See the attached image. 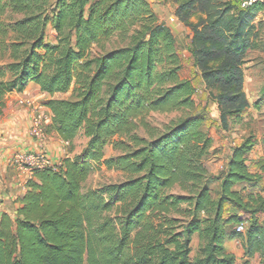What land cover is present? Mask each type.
Here are the masks:
<instances>
[{"label": "trees", "instance_id": "16d2710c", "mask_svg": "<svg viewBox=\"0 0 264 264\" xmlns=\"http://www.w3.org/2000/svg\"><path fill=\"white\" fill-rule=\"evenodd\" d=\"M165 1L188 30L195 77L228 131L249 107L243 84L259 38L255 6ZM6 10L20 17L6 25ZM175 44L147 0H0V61L7 58L0 64V119L6 94L33 82L49 96L45 132L71 142L83 130L87 139L57 168L34 170L15 213H1L0 264H235L225 242L239 223L249 253L264 255V161L257 169L247 164L256 139L233 145L225 166L209 173L206 114L197 108L194 80L179 75ZM72 85L69 98L52 97ZM149 112L180 114L154 132L144 119ZM140 124L145 135L136 131ZM114 137L120 154L103 159ZM93 163L125 179L84 190Z\"/></svg>", "mask_w": 264, "mask_h": 264}, {"label": "rangeland", "instance_id": "374dc122", "mask_svg": "<svg viewBox=\"0 0 264 264\" xmlns=\"http://www.w3.org/2000/svg\"><path fill=\"white\" fill-rule=\"evenodd\" d=\"M1 1L2 3H4L7 0ZM147 1L152 5V9L156 13L159 22L167 25L171 29L176 39L175 45L182 64L181 70L179 71L180 77L182 79H184V77L193 79L195 85L197 86V91L195 93L194 99L196 105L198 106V110H204V113L206 114L207 120L204 125V129H208V132L213 137L212 149H210L209 153L205 157V166L210 171L209 173H218L221 170L220 165L223 164V161L225 162L230 153L229 148H231L234 144H238L242 141V139L246 138L249 135H253L257 142L255 147L251 151V158L257 161H264V85H257L253 82L248 84L247 95L249 100V107L247 113L243 116L242 120L232 123L230 125L231 128L228 131L222 130L219 126V123L216 121V112L213 106L209 105L208 101L201 93V89L199 86L200 82L197 81L195 77V69L186 49V30L181 24H179L180 22H178V20L175 18L173 4L165 0ZM18 17L20 16L14 15L9 10H6L4 15L1 16V19L7 25L11 22V19L16 20L18 19ZM48 37L46 41L49 40ZM6 41L8 42V39ZM111 47H114L113 43L106 44L107 49ZM97 51L98 48L96 47L92 49L93 54H95ZM5 61H7L6 57L0 61V64H4ZM73 89L74 85H72L67 92L60 93L61 97L55 98H69L73 92ZM260 89L261 91H259ZM23 96H26L36 104H41V102L43 103L44 100L36 98L35 94H26ZM179 114L180 113L177 112H149L144 119L147 124L154 128V132H156L162 131L165 125H167L170 120L176 118ZM136 131L140 135H145V130L141 124L139 127H137ZM116 140L117 137H114L105 146L103 159H107L109 157L116 158L120 154V151L114 149L113 147V142ZM86 142L87 139L84 136L83 130L79 131V133L73 138V140L64 147L65 150L62 152V154L53 158V161L60 165L63 158H73L83 150V148L86 146ZM67 154L69 155L67 156ZM254 165L259 166V163H254ZM93 166V171L83 184L84 190H86L87 188L97 189L105 184L118 183L125 179L124 174L114 167H107V165H105L104 163H93ZM258 186H260V184H258ZM231 211L234 210L232 209ZM261 220H263V218H261ZM236 225H231L229 227L232 234V237L229 239V247L234 250V255L236 258L235 264H264V255L262 256L260 254V251H255L253 254L249 253V248L246 240V231L241 234L237 233L235 230ZM198 243V238L196 237V235H194L191 241V257L196 254Z\"/></svg>", "mask_w": 264, "mask_h": 264}, {"label": "crops", "instance_id": "0c3cea01", "mask_svg": "<svg viewBox=\"0 0 264 264\" xmlns=\"http://www.w3.org/2000/svg\"><path fill=\"white\" fill-rule=\"evenodd\" d=\"M255 14L256 16L253 23L259 25V38L256 39L255 46L249 51L248 61L245 64L243 86L246 95L249 83L253 82L257 85H264V6H255ZM179 24H181L186 30L185 34L187 35V28H185L182 23ZM184 79L188 78L184 77ZM199 86L201 93H203V85L201 81ZM259 91H261V89ZM26 94H35L36 98H40L41 100L49 97L40 92L39 86L33 82H28L22 91L13 90L5 96L4 113L0 119V215L3 212L10 215L15 213L14 208L16 204L14 203V200L24 193L25 181L30 176L29 174L22 173L18 170L13 163V154L17 151H39L44 149L52 158H55L56 156H60L65 150L63 140L54 132H47L44 140L40 142L29 135V110L18 104V99ZM52 97H61V95L60 93H55ZM207 101L210 106H213L216 112L215 118L218 122L216 104L211 100ZM43 108L49 110L45 105ZM210 136L213 138L212 135ZM68 155L69 154H67V156ZM251 156L252 152L248 155L247 164L252 168L257 169L258 167H256L254 163H258L259 160L252 159ZM225 164L226 160L220 165V169H222ZM229 243V240L225 242L226 250L234 254V250L229 247Z\"/></svg>", "mask_w": 264, "mask_h": 264}, {"label": "built area", "instance_id": "2783aa9c", "mask_svg": "<svg viewBox=\"0 0 264 264\" xmlns=\"http://www.w3.org/2000/svg\"><path fill=\"white\" fill-rule=\"evenodd\" d=\"M239 4L240 7L246 9L257 5L264 6V0H239ZM18 104L25 106L29 110V135L39 140V142L43 141L46 136L45 128L49 124L51 118L50 111L43 108V103L36 104L26 96L19 98ZM68 143L69 141L63 140L65 146ZM13 163L20 172L30 175L28 179L31 178L34 170L43 169L45 167L57 168L59 166L44 149L39 151H17L13 154ZM235 230L239 234L244 233L246 226L243 223H239L236 225Z\"/></svg>", "mask_w": 264, "mask_h": 264}]
</instances>
